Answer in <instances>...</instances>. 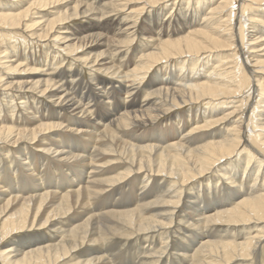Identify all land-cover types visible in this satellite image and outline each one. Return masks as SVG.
I'll return each mask as SVG.
<instances>
[{"label":"bare ground","instance_id":"obj_1","mask_svg":"<svg viewBox=\"0 0 264 264\" xmlns=\"http://www.w3.org/2000/svg\"><path fill=\"white\" fill-rule=\"evenodd\" d=\"M0 38V264H257L264 0H0Z\"/></svg>","mask_w":264,"mask_h":264},{"label":"rangeland","instance_id":"obj_2","mask_svg":"<svg viewBox=\"0 0 264 264\" xmlns=\"http://www.w3.org/2000/svg\"><path fill=\"white\" fill-rule=\"evenodd\" d=\"M185 5V4H184ZM183 5V6H184ZM135 7H136V5H135ZM246 25L244 24V27H245ZM16 31V33H18V31L17 30H15ZM14 31V32H15ZM3 34L5 33V34H7L6 32H4V31H1ZM15 36H17V37H15V38H17L16 39V41L14 42V43H16L19 47H23V46H25V45H28L29 44V46H31L32 45V42H29V41H27V39H24L22 36L20 37V35H15ZM12 37V36H11ZM7 38V37H6ZM1 39V38H0ZM7 42H8V39H5V38H3L2 40H0V49L2 50V49H5L4 47H6V45H7ZM27 42V43H26ZM29 42V43H28ZM23 43H25V45L23 44ZM21 45V46H20ZM36 50L38 51V49L40 48V46H38V42L36 43ZM224 51H226V52H224ZM224 51H222V53L221 54H219L218 56L219 57H222V56H227V54H228V51L229 50H224ZM232 52H230L229 54H231ZM242 64L244 65L245 64V61L244 60H242ZM251 65V64H250ZM260 68V67H259ZM18 70H15L14 72H17ZM4 75V74H3ZM2 77V76H1ZM244 96H246V90H244ZM248 134H251V131L248 133ZM80 174H81V172H77L76 173V177H73V179H75L76 180V178L77 177H79L80 176ZM48 176V174L45 176V178ZM137 180V181H136ZM135 181V184L133 183L132 185L130 184L131 183V181H130V183L127 185V186H125V187H123L122 189H120L119 191H121V193H119L118 195H116V197H117V201H115L114 203L115 204H119V205H122V204H127L128 203V201H127V203L126 202H124V199H125V197H128L129 195H132L133 193H138L139 191H140V187L142 186V184H141V179H133V182ZM141 184V185H140ZM139 185V186H138ZM130 186V187H129ZM133 186V187H132ZM137 186V187H136ZM132 187V188H131ZM131 188V189H130ZM125 190H126V192H125ZM131 190V191H130ZM123 191V192H122ZM125 192V193H124ZM127 194V195H126ZM151 198V197H150ZM149 198V199H150ZM122 201V202H121ZM99 210H95L94 211V213H97ZM182 235H184V234H182ZM185 237H188L189 236V239H191V237L193 238V236L188 232V233H185ZM131 247H133V250L131 249H127L126 251H132V252H135V251H137V248H139V254L140 255H143V253L141 252V250L142 249H140V247H139V245L138 244H134L133 246H131ZM141 247H143V246H141ZM182 247V246H181ZM181 247H180V249H181ZM182 248H184V247H182ZM135 249V250H134ZM180 249H174L173 250V252L175 253V254H177L178 252L181 254V253H183L182 251V249H181V252H180ZM178 253V254H179ZM134 254V255H133ZM132 255H129L128 253H124L123 254V256L121 257V260H120V262H118V263H116V264H139V263H137V262H139L138 260L139 259H137L136 257H137V253H133ZM109 255V254H108ZM128 255V256H127ZM126 256V257H125ZM135 259H134V258ZM133 261V263H132V261ZM257 264H264V249H261V247L258 249V252H257Z\"/></svg>","mask_w":264,"mask_h":264}]
</instances>
